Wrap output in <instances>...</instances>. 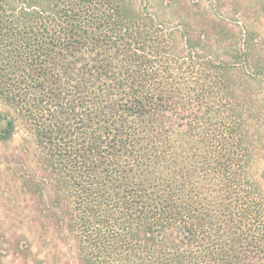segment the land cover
<instances>
[{"label": "trees", "instance_id": "trees-1", "mask_svg": "<svg viewBox=\"0 0 264 264\" xmlns=\"http://www.w3.org/2000/svg\"><path fill=\"white\" fill-rule=\"evenodd\" d=\"M154 1L0 0V142L74 264H264V59Z\"/></svg>", "mask_w": 264, "mask_h": 264}, {"label": "rangeland", "instance_id": "rangeland-1", "mask_svg": "<svg viewBox=\"0 0 264 264\" xmlns=\"http://www.w3.org/2000/svg\"><path fill=\"white\" fill-rule=\"evenodd\" d=\"M154 4L158 7L159 0ZM187 4L194 9L198 5L208 8L234 27L236 35L250 39L251 53L264 59V0H187ZM180 9L181 4L176 3L177 14ZM219 52L227 58L225 50ZM256 133L252 176L264 190V145L259 143L264 134L263 130ZM31 142L23 127L12 141L0 142V264H74L76 249L67 234L44 217V205L37 206L22 187L19 172L28 173L26 149Z\"/></svg>", "mask_w": 264, "mask_h": 264}]
</instances>
